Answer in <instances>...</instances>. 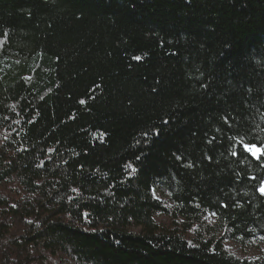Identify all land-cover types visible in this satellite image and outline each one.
<instances>
[{
  "label": "trees",
  "instance_id": "16d2710c",
  "mask_svg": "<svg viewBox=\"0 0 264 264\" xmlns=\"http://www.w3.org/2000/svg\"><path fill=\"white\" fill-rule=\"evenodd\" d=\"M241 141L264 0H0V264H264Z\"/></svg>",
  "mask_w": 264,
  "mask_h": 264
},
{
  "label": "rangeland",
  "instance_id": "374dc122",
  "mask_svg": "<svg viewBox=\"0 0 264 264\" xmlns=\"http://www.w3.org/2000/svg\"><path fill=\"white\" fill-rule=\"evenodd\" d=\"M156 221L158 223H164V219L162 218H156ZM227 249L233 253H235L238 256L247 257L250 259H254L257 255V251L255 249H246V250H240L236 246L227 243L226 245Z\"/></svg>",
  "mask_w": 264,
  "mask_h": 264
},
{
  "label": "snow or ice",
  "instance_id": "6c2138e0",
  "mask_svg": "<svg viewBox=\"0 0 264 264\" xmlns=\"http://www.w3.org/2000/svg\"><path fill=\"white\" fill-rule=\"evenodd\" d=\"M241 144H242V148L245 151L249 152L251 155H253L257 159H259L261 155H264V149H256L255 146L243 144L242 141H241ZM233 154L235 155L236 153L233 152ZM260 191H261V194L264 195V187H261Z\"/></svg>",
  "mask_w": 264,
  "mask_h": 264
}]
</instances>
